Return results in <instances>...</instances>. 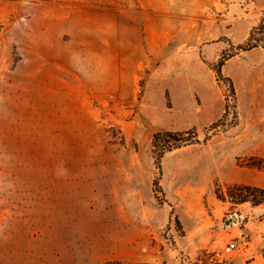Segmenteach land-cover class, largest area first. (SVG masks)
Masks as SVG:
<instances>
[{
  "label": "rangeland",
  "instance_id": "374dc122",
  "mask_svg": "<svg viewBox=\"0 0 264 264\" xmlns=\"http://www.w3.org/2000/svg\"><path fill=\"white\" fill-rule=\"evenodd\" d=\"M263 15L264 0H0V264H264V202L214 192L264 187L236 161L264 159V48L233 50ZM190 128L198 142L158 158L156 132Z\"/></svg>",
  "mask_w": 264,
  "mask_h": 264
},
{
  "label": "trees",
  "instance_id": "16d2710c",
  "mask_svg": "<svg viewBox=\"0 0 264 264\" xmlns=\"http://www.w3.org/2000/svg\"><path fill=\"white\" fill-rule=\"evenodd\" d=\"M255 47L264 48V15L253 24L245 40L242 43L235 45L233 50L235 52L250 50ZM233 53L222 54L218 61L213 65L216 72V77L218 80L226 82L229 86L230 92L234 94L235 89L233 81L230 77L225 76L222 73L221 67L224 61L230 57ZM228 110V103L225 104V113ZM227 125L226 122H224ZM217 123L214 122L210 125V129L214 130ZM213 134V132L211 133ZM211 134H206L204 140H207ZM198 134L195 128H190L187 130H165L162 132H156L153 135V148L159 147L158 158H160L165 151H170L174 148L180 147L184 144L198 142ZM236 161L240 165H245L251 168H256L259 170H264V159L260 156L250 155V156H238ZM160 167V164H158ZM215 195L221 200H228L231 203L239 204L248 202L251 205H259L264 202V187L249 184L244 182H227L224 184H215L214 188ZM101 264H126L124 261L119 259H109L105 260ZM187 264H226L224 260L219 259L215 256L212 251H207L205 249L201 250L194 260L189 261Z\"/></svg>",
  "mask_w": 264,
  "mask_h": 264
},
{
  "label": "built area",
  "instance_id": "2783aa9c",
  "mask_svg": "<svg viewBox=\"0 0 264 264\" xmlns=\"http://www.w3.org/2000/svg\"><path fill=\"white\" fill-rule=\"evenodd\" d=\"M236 247H237V243H236V241H235V240H231V241H229V242H227V243L225 244L224 249H225L226 251H230V250L235 249Z\"/></svg>",
  "mask_w": 264,
  "mask_h": 264
},
{
  "label": "crops",
  "instance_id": "0c3cea01",
  "mask_svg": "<svg viewBox=\"0 0 264 264\" xmlns=\"http://www.w3.org/2000/svg\"><path fill=\"white\" fill-rule=\"evenodd\" d=\"M239 181L249 183L246 179L245 180L241 179ZM250 184H252V183H250Z\"/></svg>",
  "mask_w": 264,
  "mask_h": 264
},
{
  "label": "water",
  "instance_id": "95a60500",
  "mask_svg": "<svg viewBox=\"0 0 264 264\" xmlns=\"http://www.w3.org/2000/svg\"><path fill=\"white\" fill-rule=\"evenodd\" d=\"M232 219H236V217L233 216ZM230 221H231V220H226V223H227V222H230Z\"/></svg>",
  "mask_w": 264,
  "mask_h": 264
}]
</instances>
